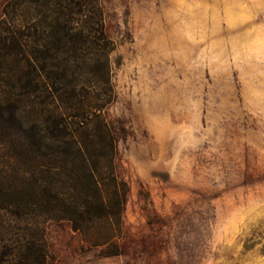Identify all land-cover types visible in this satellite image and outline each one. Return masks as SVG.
Instances as JSON below:
<instances>
[{
  "label": "rangeland",
  "instance_id": "1",
  "mask_svg": "<svg viewBox=\"0 0 264 264\" xmlns=\"http://www.w3.org/2000/svg\"><path fill=\"white\" fill-rule=\"evenodd\" d=\"M5 2L0 25L22 22ZM100 4L122 235L109 255L49 222L47 264H264V0ZM17 65H0V96Z\"/></svg>",
  "mask_w": 264,
  "mask_h": 264
},
{
  "label": "trees",
  "instance_id": "2",
  "mask_svg": "<svg viewBox=\"0 0 264 264\" xmlns=\"http://www.w3.org/2000/svg\"><path fill=\"white\" fill-rule=\"evenodd\" d=\"M9 7L22 22L0 25V65L18 61L14 97L0 96V264H47L49 222H67L86 244L117 254L127 187L101 113L113 96L100 0H6ZM92 44L101 57L89 62ZM76 69L94 80L76 78Z\"/></svg>",
  "mask_w": 264,
  "mask_h": 264
}]
</instances>
